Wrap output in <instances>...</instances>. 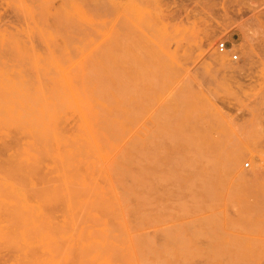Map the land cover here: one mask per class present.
<instances>
[{
    "label": "rangeland",
    "instance_id": "rangeland-1",
    "mask_svg": "<svg viewBox=\"0 0 264 264\" xmlns=\"http://www.w3.org/2000/svg\"><path fill=\"white\" fill-rule=\"evenodd\" d=\"M0 166V264H264V0H0Z\"/></svg>",
    "mask_w": 264,
    "mask_h": 264
},
{
    "label": "bare ground",
    "instance_id": "bare-ground-1",
    "mask_svg": "<svg viewBox=\"0 0 264 264\" xmlns=\"http://www.w3.org/2000/svg\"><path fill=\"white\" fill-rule=\"evenodd\" d=\"M229 48H230V47H229ZM229 48H228V49H229ZM226 50H227V49H226ZM226 50H224V51H226ZM28 88H29V87H28ZM67 93H68V92H67ZM39 95H40V94H39ZM68 95H69V94H68ZM19 96H20V95H19ZM39 99H40V98H39ZM55 99H56V98H55ZM64 99H65V98H64ZM28 100H29V99H28ZM31 101H32V100H31ZM56 101H58V100L56 99ZM65 101H66V99H65ZM72 102H73V101H72ZM36 103H37V101H36ZM63 104H64V102H63ZM71 104H72V103H71ZM63 106H64V105H63ZM61 107H62V106H61ZM71 107H72V106H71ZM85 107H87V106H85ZM45 110H46V109H45ZM49 110H50V109H49ZM56 110H57V109H56ZM35 111H36V110H35ZM131 111H132V110H131ZM26 113H28V112H26ZM45 113H46V111H45ZM51 113H52V112H51ZM37 114H38V113H37ZM23 115H25V113H24ZM39 115H41V114H38V116H39ZM51 115H52V114H51ZM44 117H45V116H44ZM60 118H61V117H60ZM54 119H55V118H54ZM41 121H42V120H41ZM57 123H58V122H57ZM17 124H19V123H17ZM84 124H85V123H84ZM19 125H20V124H19ZM19 125H18V126H19ZM38 125H39V123H38ZM47 125H48V124H47ZM19 127H20V126H19ZM47 129H48V128L45 127V130H47ZM35 130H36V129H35ZM87 130H88V129H87ZM80 131H81V129H80ZM36 132H37V131H36ZM51 132H52V129H51ZM48 133H49V130L46 132V134H48ZM57 133H59V132L57 131ZM83 133H84V131H83ZM59 134H60V133H59ZM44 135H45V134H44ZM49 135H50V133H49ZM89 135H90V133H89ZM29 136H30V135H29ZM34 136H35V134H34ZM37 136H38V135H37ZM21 137H22V136H21ZM30 137H31V136H30ZM52 137H53V136H52V134H51V137H49V138H52ZM63 137H64V136H63ZM38 138H39V136H38ZM38 138H36V139H38ZM42 138H43V136H42ZM47 138H48V137H47ZM78 138H79V137H78ZM103 138H105V137H103ZM68 139H69V138H68ZM68 139H66V140H68ZM80 139H81V138H80ZM80 139H79V140H80ZM99 139H100V138H99ZM57 140H58V139H57ZM82 140H83V143H85V142H84V139H82ZM40 141H41L40 143L43 142V140H40ZM68 141L73 142L74 140L69 139ZM76 141H77V140H76ZM76 141H74V144H73L74 147H76V146H75ZM101 141H102V140H101ZM45 142H46V140H45ZM47 142H48V141H47ZM37 143H39V142H37ZM40 143H39V145H40ZM78 143H79V142H78ZM8 144H10V143L8 142ZM15 145H16V144H15ZM17 145H18V144H17ZM45 145H46V143H45ZM50 145H51V144H50ZM67 145H68V143H67ZM67 145H66V146H67ZM69 145L72 146V144H70V143H69ZM79 145H81V143H80ZM82 145H83V144H82ZM88 145H89V144H88ZM104 145H105V144H104ZM18 146H19V145H18ZM48 146H49V144H48ZM84 146L86 147V145H84ZM84 146H83V147H84ZM105 146H107V145H105ZM105 146H104V147H105ZM83 147H82V148H83ZM18 148H20V147H18ZM108 148H109V146H108ZM2 149H3V148H2ZM32 149H33V148H32ZM35 149H36V147H35ZM102 149H103V148H102ZM56 151H57V149H56ZM63 151H65L64 148H63ZM76 151H77V150H76ZM45 152H46V151H45ZM61 152H62V150H61ZM61 152H60V153H61ZM81 152H84V153H85V151H81ZM2 153H3V152H2ZM43 153H44V152H43ZM66 153H67V152H66ZM49 154H50V153H49ZM69 154H70V153H69ZM69 154H67V156H68ZM76 154L78 155V153H76ZM82 154H83V153H82ZM89 154H90V153H89ZM18 155H19V154H18ZM20 155H21V154H20ZM45 155H46V154H45ZM65 155H66V154H65ZM85 155H86V154H85ZM91 155H92V154H91ZM16 156H17V155H16ZM82 156H83V155H82ZM87 156H89V155L87 154ZM6 157H7V156H6ZM46 157H47V156H46ZM68 157H69V156H68ZM55 158H56L55 160H56V162H57V159H58V158H57V157H55ZM118 158H119V157H118ZM126 158H127V156H126ZM2 159H3V158H2ZM14 159H15V158H14ZM51 159H52V158H51ZM65 159H66V157H65V158L63 157V161H62V162H64ZM88 159H89V158H88ZM90 159H91V157H90ZM95 159H96V158H95ZM8 160H9V159H8ZM16 160H17V159H15L14 161H16ZM43 160L45 161V159H43ZM43 160H42V162H44ZM68 160H69V158H68ZM84 160H85V158H84ZM238 160H239V157L236 155L233 159H231L230 162H231V164L235 165V164L237 163ZM14 161H13V163H14ZM38 161H39V159H38ZM47 161H51V160L49 159V160H47ZM52 161H53V160H52ZM59 161H60V160H59ZM16 162H18V161H16ZM30 162H31V161H30ZM70 162H71V161H70ZM77 162H80V161H77ZM101 162H103V161L100 160L99 164H100ZM39 163H40V162H39ZM58 163H59V162H58ZM73 163H74V162H73ZM83 163H84V162H83ZM83 163H82L81 165H83ZM17 164H18V163H17ZM20 164H21V163H20ZM24 164H26V162H24ZM24 164H23V165H24ZM41 164H42V163H41ZM60 164H61V163H60ZM62 164H63V163H62ZM12 165H14V164H12ZM23 165H21V166L24 167ZM26 165H27V164H26ZM57 165H58V164H57ZM16 166H17V165H16ZM42 166H44V165H42ZM42 166H41V167H42ZM65 166H66V165H65ZM68 166H69V165H68ZM68 166H66V168H67ZM103 166H104V165H103ZM3 167H4V166H2V167L0 166V168H2V169H0V171H1V170L3 171ZM11 167H12L13 171H12V169H11L10 166H9L10 169H9L8 172H9V173H11V172H16V171H14V169H15V168L17 169V167H15V166H11ZM28 167H30V166H28ZM28 167H27V168H28ZM31 167H32V166H31ZM33 167H34V166H33ZM36 167L38 168V166H36ZM59 167H60V165H59ZM63 167H64V165H63ZM69 167H70V166H69ZM60 168H61V167H60ZM104 168H105V167H104ZM104 168H103V169H104ZM42 169H43V168H41V170H42ZM61 169H62V168H61ZM71 169H72V168H71ZM21 170H22V169H21ZM24 170H25V168H23V171H24ZM36 170H37V169H36ZM36 170H35V171H36ZM78 170H79V168H78ZM4 171H7V170L4 168ZM23 171H22V172H23ZM25 171H26V170H25ZM31 171H32V170H31ZM31 171H30V173H31ZM33 171H34V170H33ZM33 171H32V172H33ZM60 171H61V170H60ZM8 172H6L5 174H8ZM26 172H27V171H26ZM40 172H41V171H40ZM40 172H39V171L36 172L37 177H40V175H42V172H41V173H40ZM98 172H99V171H98ZM16 173H20V172H16ZM16 173H15L14 175L17 176ZM27 173H28V172H27ZM38 173H40V175H38ZM68 173H71V172H69V170H68ZM76 173H77V172H76ZM78 173H79V172H78ZM86 173H87V172H86ZM23 174H25V173L23 172ZM23 174H22V175H23ZM32 174H33V173H31V175H32ZM74 174H75V172H74ZM79 174H80V173H79ZM12 175H13V174H12ZM20 175H21V174H20ZM22 175H21V177L18 175L16 178H18V177L23 178V177H24V179H23L24 181H22V180L20 179V182H21V181L23 182V184L21 183V185H22V187H23V185L26 184V182H25L26 179H25V176L23 175V177H22ZM63 175H64V174H63ZM70 175L72 176V174H70ZM77 175H78V174H77ZM100 175H102V173H101ZM100 175H99V176H100ZM27 176H28V175H27ZM33 176H34V175H33ZM97 176H98V175H97ZM10 177L12 178L13 176H10ZM41 177H43V176H41ZM67 177H68V176H67ZM67 177H66V178H67ZM75 177H76V176H75ZM78 178H79V177H78ZM87 178H88V177H87ZM28 179H29V178H28ZM39 179H40V178H39ZM92 179H93V178H92ZM98 179H99V177H98ZM101 179H103V176L101 177ZM101 179H99V180L102 181ZM105 179H106V178H105ZM15 180H16V179H15ZM40 180H41V179H40ZM65 180H66V179H65ZM27 181H28V180H27ZM29 181H30V180H29ZM75 181H76V180H75ZM103 181H104V180H103ZM67 183H68V182H67ZM85 183H86V182H85ZM89 183H90V182H89ZM95 183H96V182H95ZM46 184H48V183H46ZM71 184H72V182H71ZM90 184H91V183H90ZM116 184H117V183H116ZM19 185H20V184H19ZM28 185H29V182H28ZM58 185H59V184H58ZM58 185H57V186H58ZM95 185H96V184H95ZM31 186H32V185H31ZM35 186H37V183L35 184ZM38 186H39L38 188L41 189V188H40V184H38ZM45 186H46V185H44V187H45ZM49 186H50V184H49ZM61 186H62V185H61ZM84 186L86 187L87 185H84ZM84 186H82V187H84ZM116 186H117V185H116ZM0 187H2V184H1ZM26 187H29V186H26ZM46 187H47V186H46ZM46 187H45V189H46ZM59 187H60V185H59ZM62 187H64L63 189L65 190V186H62ZM68 187H69V185H68ZM68 187H67V189H69ZM24 188H25V186H24ZM31 188H32V187H31ZM38 188H37V189H38ZM79 188H80L81 190L83 189V188H81V185L79 186ZM79 188H78V190H80ZM91 188H92V187H90V189L88 190V186H87V190H88L89 192H90ZM32 189H33V188H32ZM45 189H43V190H45ZM47 189H48V187H47ZM47 189H46V190H47ZM58 189H59V188H58ZM58 189H57V190H58ZM75 189H77V188L74 186V190H73V191L78 192V191H76ZM94 189H96V188L94 187ZM97 189H98V186H97ZM28 190H31V189L28 188ZM35 190H36V189H35ZM43 190H42V192H43ZM87 190H86V191H87ZM4 191H5V189H4ZM31 191H32V190H31ZM36 191H37V190H36ZM38 191H39V190H38ZM40 191H41V190H40ZM70 191H71V186H70ZM88 191H87V192H88ZM33 192H34V190H33ZM42 192H38V193H39V196L42 195V194L44 193V192H43V193H42ZM75 192H74V194H75ZM93 192H94V191H93ZM105 192H106V191H105ZM30 193L32 194V192H30ZM34 193H35V192H34ZM34 193H33V194H34ZM90 193H91V192H90ZM90 193H89V194H90ZM94 193H95V192H94ZM96 193H97V192H96ZM96 193L94 194L95 196H97V195L100 196V194H99L100 192L97 193V195H96ZM33 194H32V195H33ZM69 194H70V192H69ZM74 194H73V195H74ZM76 194H77V193H76ZM80 194H81V193H80ZM87 194H88V193H87ZM91 194H93V193H91ZM107 194H108V193H107ZM8 195H9V194H8ZM11 195L13 196V194H10L9 196L12 197ZM27 195H28V194H27ZM34 195H37V194H34ZM34 195H33V196H34ZM15 196H16V195H15ZM55 196H56V195H55ZM60 196H62V195H60ZM68 196H69V195H68ZM70 196H71V194H70ZM80 196H81V195H80ZM80 196H78V194H77L76 197H80ZM82 196H83V195H82ZM89 196H91V195H89ZM92 196H93V195H92ZM99 196H97V199H98ZM29 197H31V195H30ZM76 197H75V198H76ZM100 197H101V196H100ZM61 198H62V197H61ZM72 198H73V196H72ZM68 199H69V198H68ZM94 199L97 200L96 198H94ZM108 199H109V198H108ZM55 200H56V199H55ZM101 200H102V198L99 199V201H101ZM103 200H104V201H103ZM103 200H102V203L105 204L106 199L104 198ZM109 200H110V199H109ZM16 201L19 202V199H16ZM76 201H77V200H76ZM97 201H98V200H97ZM99 201H98V203H99ZM91 203H93V201H92ZM98 203H97V204H98ZM112 203H113V202H112ZM114 203H115V202H114ZM114 203H113V205H116V204H114ZM17 204L19 205V203H17ZM56 204H57V203H56ZM100 204H101V203H100ZM57 205H58V204H57ZM89 205H90V204H89ZM91 205H92V204H91ZM51 206H53V204H52ZM100 206H101V207H100V209H99V207H98V210H100V211L102 212V209L104 208V212H103L102 214H103V215H104V214L106 215V212H105V211H106V209H105V208H106V205L103 206V205L101 204ZM102 206H103V208H102ZM16 207H17V206H16ZM30 207H31V206H30ZM85 207H86V206H85ZM89 207H90V206H89ZM92 207H93V206H92ZM92 207H91V209H92ZM111 207H112V206H111ZM17 208L19 209V207H17ZM72 208H73V207H72ZM43 209H44V208H43ZM46 209H48V208H46ZM55 209H56V207H55ZM20 210H21V209H20ZM29 210H30V209H29ZM44 210H45V209H44ZM57 210H58V209H57ZM96 210H97V209H96ZM23 211H24V210H23ZM49 211H50V210H49ZM21 212H22V211H21ZM45 212H46V214H47L48 211L45 210ZM50 212H51V211H50ZM108 212H109V211H108ZM13 213H14V212H13ZM22 213H23V212H22ZM32 213L34 214V212H32ZM48 213H49V212H48ZM99 213H100V212H99ZM112 213H113V212H112ZM18 214H20V213H18ZM33 214H32V215H33ZM49 214H50V213H49ZM49 214H47V215L49 216ZM102 214H101V215H102ZM108 214H110V213H108ZM50 215H51V214H50ZM101 215H100V217H101ZM113 215L115 216V214H112V216H113ZM35 216H36V215H35ZM114 216H113V217H114ZM13 217H15V215H13ZM18 217H19V216H18ZM45 217H46V216H45ZM115 217H116V216H115ZM119 217H120V215H119ZM34 218H35V217H34ZM37 218H38V217L36 216V219H35V220H37ZM47 218H48V217H47ZM96 218H97V217H96ZM38 220H39V219H38ZM18 222H19V221H18ZM29 222H30V221H29ZM38 222H39V221H38ZM84 222H85V221H84ZM92 222H93V221H92ZM30 223H31V222H30ZM43 223H45V222H43ZM43 223H41V224H43ZM57 223H58V222H57ZM93 223H94V222H93ZM27 224H28V223H27ZM39 224H40V223H39ZM41 224H40L39 226H41ZM45 224H46V223H45ZM45 224H43V225H45ZM116 224H117V223H116ZM109 225H110V223H109ZM58 226H60V225H58ZM65 227H66V226H65ZM35 228H38L37 225H35ZM44 228H45V227H43V229H44ZM46 228H50V229H51V227H46ZM68 228H69V227H68ZM28 229H29V228H28ZM39 229L42 230L41 228H38V230H39ZM111 229H112V228H111ZM68 230H69V229H68ZM93 230H94V229H93ZM44 231H45V230H44ZM49 231H50V230H49ZM59 231H60V230H59ZM113 231H114V230H113ZM36 232H37V230H36ZM36 232H35V233H36ZM52 232H53V231H52ZM52 232H51V233H52ZM85 232H86V231H84L83 233H85ZM30 233H32V232H30ZM37 233H38V232H37ZM45 234H46V233H45ZM102 234H103V233H102ZM36 235H37V234H36ZM80 235H82V234H80ZM83 235H84V234H83ZM110 235H111V234H109L108 236H110ZM115 235H116V234H115ZM29 236H30V235H29ZM56 237H57V236H56ZM27 238H28V237H27ZM33 238H34V237H33ZM113 238H116V236H113ZM31 239H32V238H31ZM121 239H122V238H121ZM58 240H59V239H58ZM78 240H79V239H78ZM129 241H130V240H129ZM58 242H59V241H58ZM74 242H75V241H74ZM130 242H131V241H130ZM145 242H148V241L145 239L144 243H145ZM142 243H143V242H142ZM34 244H35V243H34ZM66 244H67V243H66ZM79 244H80V243H79ZM130 244H131V243H130ZM148 244H149V243H148ZM9 245H10V244H9ZM38 245H39V243H38ZM38 245L36 244V246H35V245H34V246H35V247H38ZM50 245H51V244H50ZM53 245H54V244H53ZM73 245H74V243H73ZM105 245H106V244H105ZM145 245H146V244H145ZM10 246H11V245H10ZM40 246H41V244L39 245V247H40ZM54 246H55V245H54ZM77 246H78V245H77ZM99 246H100V245H99ZM11 247H13V246H11ZM31 247H32V246H30L29 248H31ZM39 247H38V248H39ZM108 247H109V246H108ZM113 247H114V246H113ZM118 247H119V246H118ZM13 248H14V247H13ZM19 248H20V247H19ZM38 248H37V249H38ZM59 248H62L61 245H60ZM84 248H85V247H84ZM104 248H106V247H104ZM111 248H112V247H111ZM119 248H120V247H119ZM11 249H12V248H11ZM31 249H32V248H31ZM74 249H75V248H74ZM77 249H79V248H77ZM80 249H81V247H80ZM80 249H79V251H80ZM102 249H103V248H102ZM112 249H113V248H112ZM114 249H115V248H114ZM12 250H13V249H12ZM32 250H34V248H33ZM66 250H67V248H66ZM115 250H116V249H115ZM30 251H31V250L29 249V252H30ZM34 251H35V250H34ZM34 251H31V252L33 253V257H34V255H38V258H39V254H35ZM36 251H37L38 253H40L39 250H36ZM73 251H74V250H73ZM117 251H118V250H117ZM44 252H45V250H44ZM76 252H77V250H76ZM101 252H102V250H101ZM80 253H82V252H80ZM84 253H85V251L83 252V254H84ZM86 254H87V250H86ZM27 255H29V254H27ZM40 255H43V254H40ZM30 256H32V254H31ZM48 256H49V255H48ZM54 256H56V254H55ZM84 256H85V254H84ZM31 259H32V258H31ZM77 259H78V258H77ZM34 260H35V258H34ZM27 261H28V260H27ZM47 262H48V261H47ZM34 263H35V261H34ZM41 263H42V262H41ZM73 264H74V262H73Z\"/></svg>",
    "mask_w": 264,
    "mask_h": 264
},
{
    "label": "built area",
    "instance_id": "built-area-1",
    "mask_svg": "<svg viewBox=\"0 0 264 264\" xmlns=\"http://www.w3.org/2000/svg\"><path fill=\"white\" fill-rule=\"evenodd\" d=\"M217 47H218V50L219 51H224L226 49H228V44H227V40L226 39H223V40H220L218 43H217ZM231 58L233 60H236V59H239L240 58V55L238 52H233L231 54Z\"/></svg>",
    "mask_w": 264,
    "mask_h": 264
}]
</instances>
